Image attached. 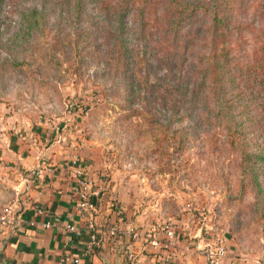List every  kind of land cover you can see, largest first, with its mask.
<instances>
[{
	"label": "rangeland",
	"instance_id": "rangeland-1",
	"mask_svg": "<svg viewBox=\"0 0 264 264\" xmlns=\"http://www.w3.org/2000/svg\"><path fill=\"white\" fill-rule=\"evenodd\" d=\"M148 1L0 0V140L51 129L41 146L105 172L150 225L174 221L183 242L220 238L237 264H264V0L235 1L222 114L190 110L200 85L210 101L208 20L159 30L164 7L198 0L142 14Z\"/></svg>",
	"mask_w": 264,
	"mask_h": 264
},
{
	"label": "crops",
	"instance_id": "crops-1",
	"mask_svg": "<svg viewBox=\"0 0 264 264\" xmlns=\"http://www.w3.org/2000/svg\"><path fill=\"white\" fill-rule=\"evenodd\" d=\"M52 134L51 129L47 132L42 129L40 134L30 131L14 137L12 144L11 135L0 140V207L17 202L22 218L18 232L4 247L0 245V264H158L154 256L157 249L143 236L151 219L121 203L113 194L116 187L109 189L110 182L98 200L100 244L86 254L87 234L77 237L66 230L69 223L81 227L85 221L79 217L71 197L76 187L72 165L61 156L51 154L50 146H41ZM49 155L53 156L52 160ZM39 168L43 173L37 176ZM38 209L43 212L40 214ZM32 220L36 223L31 224ZM46 222L51 226L45 227ZM114 226L120 228L115 239L109 236ZM130 229L140 236H134ZM178 235L168 264H210L207 254L210 243H186ZM128 250L134 252V259L128 258ZM76 257L80 258L79 263L73 261ZM233 259L236 258L230 253L221 264H230Z\"/></svg>",
	"mask_w": 264,
	"mask_h": 264
},
{
	"label": "built area",
	"instance_id": "built-area-1",
	"mask_svg": "<svg viewBox=\"0 0 264 264\" xmlns=\"http://www.w3.org/2000/svg\"><path fill=\"white\" fill-rule=\"evenodd\" d=\"M73 167V173L76 177V187L72 193V199L75 202L76 210L81 219L85 221L84 225L77 227L74 223H69L65 226L66 230L73 233L77 237H82L87 234L88 240L85 246V253H91L101 241L99 236V222L98 214L100 207L98 200L102 196L109 180L105 172H98L87 164L79 162L78 160L70 161ZM43 173L42 168L36 170V175L40 176ZM41 214L42 209H38ZM122 214V210H118ZM120 214V215H121ZM36 221L32 220L31 224ZM22 224V218L18 214V203L11 202L0 207V236L3 234L18 232ZM45 227H50L49 222L44 223ZM134 236H140L137 231L130 229ZM120 228L118 226L112 227L109 231V236L118 238ZM144 238L157 249L154 256L158 264H168V256L171 250H174L179 239L177 232V225L174 221L159 220L150 225V227L143 232ZM188 249L190 244L187 245ZM207 254L209 256L210 264H221L229 255L228 245L223 239H218L217 243H210L207 246ZM129 259H134L133 251H127ZM75 263H79L80 258L73 259ZM230 264H237V259H233Z\"/></svg>",
	"mask_w": 264,
	"mask_h": 264
},
{
	"label": "trees",
	"instance_id": "trees-1",
	"mask_svg": "<svg viewBox=\"0 0 264 264\" xmlns=\"http://www.w3.org/2000/svg\"><path fill=\"white\" fill-rule=\"evenodd\" d=\"M235 1L236 0H198L192 3L187 1L185 6L182 4H169L167 7L163 8L161 16L166 22L164 25L159 27V30L165 25L173 23L175 26L170 29L177 32L178 26L181 24L180 20L184 18L185 14L197 16L195 19L202 18V25L205 24L206 20L209 22V29H206L205 33L206 36L209 35L210 38L211 52L209 59L207 60V66L201 74L205 83H207V78L209 79L210 77V83L207 87L209 90L208 93L210 95V101L206 100L208 96H206V99L204 97H200L203 92H206L204 85H200V87L191 93L190 110H195L200 103L205 102V107L200 109V112L207 113L210 109L206 108V106L209 104L211 105L212 102L218 113L222 114L228 111V107L223 101L222 92L226 85L225 80L222 78V75H224L223 69L229 64L227 58L228 54L225 48L226 43L223 40V35H225L227 24L233 16ZM156 8H158V2L156 0H149L146 7L141 9V12L143 14L147 11L148 15H154L157 13ZM146 19H148V16ZM198 30L200 31V29ZM191 40L193 39L184 40V44L191 42ZM145 60L146 58H142V62ZM188 83H191V77H188V79L184 82V85H187ZM240 84L244 87L243 82H240ZM178 88L179 92L183 91V88L180 85ZM183 94H185V92H183Z\"/></svg>",
	"mask_w": 264,
	"mask_h": 264
},
{
	"label": "water",
	"instance_id": "water-1",
	"mask_svg": "<svg viewBox=\"0 0 264 264\" xmlns=\"http://www.w3.org/2000/svg\"><path fill=\"white\" fill-rule=\"evenodd\" d=\"M13 236L12 233L3 234L0 236V245H5V243Z\"/></svg>",
	"mask_w": 264,
	"mask_h": 264
}]
</instances>
